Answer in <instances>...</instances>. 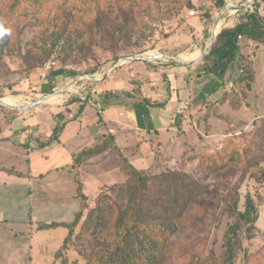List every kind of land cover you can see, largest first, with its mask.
Segmentation results:
<instances>
[{
    "label": "rangeland",
    "instance_id": "obj_1",
    "mask_svg": "<svg viewBox=\"0 0 264 264\" xmlns=\"http://www.w3.org/2000/svg\"><path fill=\"white\" fill-rule=\"evenodd\" d=\"M216 1L191 0L194 7L199 8L201 6L203 11L196 12L194 10V15L190 16L189 11L193 9L185 7L184 0H119L124 10L121 15L118 12L112 16L113 19L122 22L123 16L129 13L128 19L124 22V25H128L129 31H124L128 33L124 38L113 37V42L111 44L108 42L109 49L105 48L108 43L104 40H109L110 37H102L91 27L93 24L91 19L96 14L98 3L99 5L103 4V0L50 1L51 4L61 5L68 11L73 23L64 36L58 40L47 61L56 62L55 70H59L60 67L63 69L72 68L78 71L81 77L72 86V91L70 89L68 93L63 94V98L66 100L64 104L66 102L73 103L72 100L76 96L86 98V94L94 87L87 75L101 80L103 74L117 60H124L137 55L147 57L146 62L150 65L163 68L160 69L161 72L159 70V73L163 74L159 82L153 80L155 79L151 75L153 68L146 65L149 71L148 75L152 77L149 83L156 85V82H159L162 85L165 82L167 85L166 78H168L170 81L168 86L176 89V92H172L171 89L166 90L164 98H155L164 103L163 109L146 108L147 112L143 114V124L146 128H158L156 136L159 141L156 142L157 139L153 142L147 141L145 140L147 137H140L138 133H134L138 137L136 140L143 139L137 151H147L143 163L133 166L135 170L142 166L138 172L142 176L151 178L163 173L178 171L179 174L184 175V184L189 194L183 193L177 182L174 185L169 184L173 187L172 195H174L175 190L177 191L175 198L177 204L174 206L172 201L168 200V194L167 197L164 194V188L159 186L161 183L159 179L148 182L149 198L142 204L144 209L159 210L161 206H167L166 217L175 228L172 232H167L169 237L161 245L154 244L151 250L147 248L145 235L135 230L129 231L127 244L131 252L130 258L138 259L141 264H200L201 261L211 255L217 259L221 254V238L224 225L227 223L226 220H222L216 226L217 218L226 205L233 201L235 194L238 193V195L243 196L248 192L253 193L252 182L248 177L253 171V165L255 163L261 164L264 160V43H256L244 37L239 40L242 53L250 58L254 68L255 76L250 91L245 83L240 86L233 84V80L240 76L238 61L230 64L223 82H215L214 85L213 81H216L214 75L202 76L201 78L194 76L193 70H195L196 65L183 67L175 61L159 60L157 57L160 53L168 52L167 44L170 41L168 39L178 35L188 17L195 18L196 21L200 19L199 21L203 22L199 24L204 29L200 31L201 44L198 46L201 55H203L205 45L210 40V29L217 21L221 22L219 31L230 28L241 21L246 10H253V4L246 9L245 7H237L233 3H229L230 6L228 4V6L224 5L217 9L215 7ZM251 1L259 6V2L264 0ZM248 2L249 0H242L240 5H245ZM105 4L106 6L108 4V9H111L113 5L109 0H106ZM221 10L224 11L221 13ZM259 10L264 15V4ZM203 12L211 14L214 12L212 19H207ZM217 15L219 17L215 21ZM88 30L92 32V37L87 35ZM32 37L33 33L25 30L22 36H19L20 41L13 40V43L8 46L12 52L0 62V86H13L16 82L15 85L18 86V89L0 100L8 97L14 98L16 105H18L24 102L32 103L45 94L39 91L40 87L37 86L47 75V73L42 74L43 72H40V67L25 77L20 75L22 63L19 52L23 53L25 42ZM194 39L195 34L193 33V41H195ZM116 41L117 44H115ZM192 48L189 45L187 49L174 56L178 58L186 56L192 52ZM149 52L156 56H147ZM126 62L128 61H119L116 67L127 65ZM95 66L98 67L95 69ZM170 67L175 71L169 69ZM167 72L168 74H166ZM169 72L172 73L171 78ZM35 74L40 81L39 79L33 81L32 76ZM135 75H132L130 80L136 79L138 84L132 86L126 82V73L119 69L113 74L106 86H115L123 90L130 89L131 94L138 91L136 99H140L142 94H140L139 86L142 82L140 83L139 79L141 78ZM173 76L178 79L177 84L172 81ZM72 79L65 82L59 81L56 84V89L69 84ZM119 79L121 82H117ZM174 92L177 93V101H175ZM169 94L173 97L171 101L168 99ZM225 94H227L225 96L226 101L218 104L219 99H222L221 97ZM132 98L134 97L132 96ZM124 99L126 105L133 102V99ZM188 103L191 104V109L189 108V111L186 112L182 125L179 129L176 126L171 127L172 113L177 111L181 114L184 105ZM232 105L237 108L233 109ZM124 152L126 156H129L130 148L124 149ZM120 153L121 156H125L122 152ZM133 163L139 162L135 160ZM19 164H21L20 161H13L10 166L17 169ZM112 166L114 168L116 166L114 161ZM118 168L119 171H122V166ZM124 180L126 181L124 178L118 180V183L111 182L105 186L120 184ZM259 189L261 200L257 204L259 216L256 222L258 230L255 233L258 239L254 242L246 241L244 243L248 252L254 254L261 246V236L264 233V185ZM96 193L88 199L92 206ZM105 195L110 198L102 197L101 203L108 207L111 198L115 197V190L107 191ZM187 196H189L188 199ZM25 199L22 202L24 205H26ZM242 201L243 197H240V204ZM87 212L88 210L84 211V215ZM24 213L27 214V210L21 213L17 209V212L11 213L13 216L11 221L9 219L3 220V216L0 214V264H50L53 253L61 246L66 236L67 229L58 227L51 230H38L34 223L37 215L31 223L29 218L32 217H28ZM139 242L143 244L147 254L140 250ZM74 246L76 251L81 250L87 257H89L90 252L92 264H124L120 254L116 253L118 249H105L102 244L98 247L96 241L87 242L76 239ZM257 256L255 257L257 258ZM241 257L242 255L239 254L235 264H241ZM68 259L69 264H85L75 252H69ZM258 259H254L251 264H258Z\"/></svg>",
    "mask_w": 264,
    "mask_h": 264
},
{
    "label": "crops",
    "instance_id": "obj_2",
    "mask_svg": "<svg viewBox=\"0 0 264 264\" xmlns=\"http://www.w3.org/2000/svg\"><path fill=\"white\" fill-rule=\"evenodd\" d=\"M223 1L225 6H228L229 3L236 6L237 4L240 5L242 0ZM249 3L254 5L251 0L247 4ZM259 3L258 12L264 1ZM259 14L264 17L260 12ZM198 21L195 18L188 17L178 35L168 39L170 40L167 44L169 55H178L179 52L184 51L190 45V47H193L191 50L193 53L186 55L189 56L186 62H193L201 56L198 46L201 44L200 31L204 27L199 25L203 22ZM193 33L195 34V41H193ZM207 46L205 45V49ZM167 53H160V55ZM146 61L126 62L127 65L116 67L110 72L108 69L103 74V78L99 80V83L90 79L94 87L86 94V98L76 96L71 104L67 102V104H64L66 100H64L63 94L68 93L70 89L72 91V86L81 79L80 74H75L78 71L72 68L65 69L64 76L67 77L64 79L53 75L58 78V82H65L73 78L69 84L63 87L56 89L55 86L54 89L47 90L45 87L46 75L44 80L37 84L40 87L39 91L45 93L40 99L53 93L50 97H57L55 103L47 102L50 98L48 97L37 107L18 110L15 108L30 103L24 102L22 105H16L15 99L11 98L13 105L4 103L5 106L0 105V214L3 216V220H12L11 213L17 212L18 209V212L21 213L27 210V214H24L32 217L29 218L31 223L37 215L36 221H34L36 228L41 224L70 222L80 207L77 187L73 182L75 174L82 186V193L88 200L100 187L111 182L118 183V180L124 178L127 180L131 169L135 170L133 165L143 163L142 161L146 159L145 153L147 150L137 151L143 139L136 140L138 137L134 133H138L140 137H147L145 140L153 142L157 139L158 128H146L143 124V114L147 110L142 98L151 102H160L155 98H164L166 90L171 89L172 92H176V89L168 86L170 82L168 78H166L167 86L165 82L162 85L159 83L161 77H163L159 70L163 68L150 65ZM146 65L153 68V74H151L155 77L153 80L159 81L156 82V85L149 83L152 77L148 75L149 71ZM195 65L181 64L183 67ZM175 68L177 69V67ZM119 69L126 73V82L132 86L138 84L136 79L130 80L132 75L136 74V77L141 78L139 79L140 83L142 82L140 88L137 87V89H140V94H142L140 99H136L138 91L127 97L101 96L103 92H130V89L123 90L115 86H106L113 74ZM166 70L168 69L166 68ZM172 70L175 71V69ZM177 71L180 72L179 69ZM40 72L43 71L40 69ZM54 72H56L55 68L42 74L47 73L50 75L51 73L52 77ZM36 76V74L32 76L33 81L39 79ZM169 76L172 77L171 72H169ZM172 79L174 84H177L178 79H176V76H173ZM117 82H121V80L119 79ZM152 84L154 85L152 86ZM145 87H147V90H145ZM61 88L62 91L56 92ZM17 89V85L11 86L10 90L0 86V99L13 94ZM9 91L11 93L7 94ZM124 98L133 99V102L126 105ZM172 98V95L169 94L168 99L171 101ZM175 99L177 101V93ZM151 136L153 139H151ZM158 141L157 139L156 142ZM43 144L47 145L43 146ZM126 148H130L129 156L125 155L124 149ZM120 152L125 156H121ZM135 160L139 163H133ZM13 161H20L19 168L16 169L14 166H10ZM113 161L116 163L115 168L112 166ZM103 165L107 167L104 168ZM120 166H122V171L118 170ZM139 168L136 170L140 171ZM23 199H25L26 205L22 204Z\"/></svg>",
    "mask_w": 264,
    "mask_h": 264
},
{
    "label": "trees",
    "instance_id": "obj_3",
    "mask_svg": "<svg viewBox=\"0 0 264 264\" xmlns=\"http://www.w3.org/2000/svg\"><path fill=\"white\" fill-rule=\"evenodd\" d=\"M50 1L51 0H0V62L12 52L9 50L8 46L13 43V40L17 42L20 41L19 36H22L25 30L33 33V37L25 42L23 53L18 51L22 63L20 71L22 77L42 67L52 55L58 40L62 38L67 32V29L72 26L73 20L71 19L70 13L61 5L51 4ZM103 1V4L99 5L98 3L97 11H95L96 14L93 19H91L93 23L91 27L102 35V37H110L109 40L104 41L111 44L113 42V37L119 39L128 35L127 32H124L129 31L128 25H124V22L128 19L129 13L123 16L124 19L122 22H119L113 19L112 16L114 13L118 12L121 15V12L124 10L119 0H109V2L113 4L111 9L107 8L108 4L107 6L105 4L106 0ZM184 1L185 7L193 9L192 11H203L201 6L199 8L194 7L191 0ZM215 5L217 9L222 8L224 6V1L217 0ZM214 12L212 14L207 12L203 13L207 19L211 20ZM73 27H75L74 24ZM113 28H115L114 31ZM91 34L92 32L88 30L87 35L91 36ZM238 37H240V39L244 37L256 43H264V17L259 14L256 4L253 5L252 11H245L240 22L233 27L220 30L208 54L195 66L196 68L193 70L195 73L194 76L201 78L202 76L209 77L214 75L216 81L214 80L213 84L215 85V82H223L230 64L238 61L240 76L238 79L233 80V84L240 86L245 83L247 89L250 91L255 73L250 58L241 51V46L239 44L240 39H238ZM109 43L105 48H110ZM115 44H117V41ZM65 58H67V56H65ZM97 67L98 66H95V69ZM64 73L65 69L60 67L59 70L52 73V77L51 73L50 75L47 74L45 76V87L47 90L50 91L55 88L58 82L56 76H60V79L67 77L64 76ZM75 74L80 73L78 72ZM42 80H44V78ZM15 84L17 83L15 82L14 85ZM2 86L5 87V85ZM11 86L12 85H7L5 88L10 89ZM130 95L131 92L128 91L101 93V96L106 97H127ZM225 96H227V94L223 95L221 97L222 99H219L218 104L226 101L227 98L225 99ZM142 101L147 109L151 107L163 109L164 106V103L151 102L145 98H142ZM189 108L191 109L190 103L184 105L181 114L177 111L172 113L171 127L176 126L179 129ZM232 108L236 109L237 107L232 105ZM48 142L47 144L49 145L50 142ZM47 144H43V146ZM261 164L255 163L253 165V171L248 177L252 182L251 187L253 193L251 194L248 192L243 196L238 195V193L235 194L233 201L226 205L219 214V218H217L218 222L216 226L222 220H226L227 222L224 225L221 238L222 250L220 256L216 259L211 255L201 261L200 264H235L239 254L242 255L241 264H251V262L257 258H259L258 264H264V233H262L261 246L256 250V254L248 252L244 244L246 241L254 242L258 239L255 235L256 230H258L256 222L259 216L257 204L261 200L259 187L264 185V160ZM158 179L161 181L159 186L164 188V194L166 197L168 194V200L170 202L172 201L174 206L177 204L175 199L177 191L175 190L174 195H172L173 187L169 184L174 185L177 182L182 192L189 194L184 184V175L179 174L178 171L163 173L151 178L149 176H142L137 170L131 169L128 179L123 183L99 188L93 199L92 206L84 197L82 186L75 174L73 182L77 187V197L80 200V207L74 214L73 219L67 223H48L41 224L37 227L38 230H51L58 227L67 229L66 236L61 246L53 253L52 262L50 264H69V252H75L76 255L81 257L85 264H92V260H90L92 254L90 252L89 257H87L81 250H75L74 243L76 239L86 240L87 242L96 241L98 247L102 244L105 249H118L116 253L118 252L120 254L124 264H141L138 259L130 258L131 252L127 244L129 231L135 230L145 235L147 239L146 244H148L147 248L151 250L154 244L161 245L163 241L169 237L167 232H172L175 228L168 217H166L167 206H161L159 210H151L148 208L144 209L142 205L149 198L148 182ZM113 189L115 190V197L111 198L108 207L104 206L101 203V198L107 196L105 195L106 192L112 191ZM240 197H243L241 204ZM186 198L188 199L189 196ZM86 210H88V212L84 215V211ZM138 247L145 252V254L148 253L146 249L143 248L142 243L139 242ZM256 255H258L257 258L255 257ZM261 260L263 261L260 263Z\"/></svg>",
    "mask_w": 264,
    "mask_h": 264
},
{
    "label": "water",
    "instance_id": "obj_4",
    "mask_svg": "<svg viewBox=\"0 0 264 264\" xmlns=\"http://www.w3.org/2000/svg\"><path fill=\"white\" fill-rule=\"evenodd\" d=\"M252 3V2H251ZM251 3H249V4H246V5H239V4H237L236 6L237 7H245V8H247V7H250L251 6ZM224 11V10H223ZM222 10H221V13L223 12ZM220 13V14H221ZM218 15H217V17H216V19H215V21L218 19ZM213 27H211V29H210V40H209V44H208V46H207V48L204 50V52H203V55H201L197 60H195V61H193V62H184V61H182L180 58H178V57H176V56H167V55H158L157 57H158V59H168V60H171V61H175V62H177V63H180V64H183V65H195V64H197V63H199L207 54H208V52H209V50H210V48H211V46H212V44H213V42H214V40H215V37L217 36V34L219 33V31L216 33V34H213ZM156 57V58H157ZM148 58L147 57H144V56H140V55H137V56H132V57H128V58H125L124 60H126V61H128V62H131V61H145V60H147ZM123 59H119V60H117L110 68H109V72L110 71H112L113 70V68L114 67H116L117 65V63L119 62V61H124ZM108 72V73H109ZM87 77L89 78V79H92L93 81H96V82H99V80H97V79H94L91 75H87ZM63 89L61 88V89H58L56 92H60V91H62ZM53 93H50V94H48V95H46L45 97H43V98H41L40 100H38V101H34L33 103H31V104H28V105H26V106H23V107H19V108H15V109H18V110H24V109H29V108H33V107H37V106H39L46 98H48V97H50V95H52ZM0 105L1 106H5L3 103H2V101L0 100Z\"/></svg>",
    "mask_w": 264,
    "mask_h": 264
},
{
    "label": "bare ground",
    "instance_id": "obj_5",
    "mask_svg": "<svg viewBox=\"0 0 264 264\" xmlns=\"http://www.w3.org/2000/svg\"><path fill=\"white\" fill-rule=\"evenodd\" d=\"M226 25V24H225ZM220 27H221V22L219 21H217V23L216 24H214V26H213V34H216L218 31H219V29H220ZM209 44V43H208ZM207 44V45H208ZM193 53V52H192ZM189 55V54H188ZM147 56H149V57H155L156 55H154L152 52H149V53H147ZM181 56V55H180ZM193 56V55H192ZM191 57V56H190ZM197 57V56H196ZM189 58V56L188 57H186V56H182L180 59L182 60V61H185L186 59H188ZM192 61V60H191ZM59 97V96H58ZM15 98H17V97H15ZM19 99V98H18ZM18 99H16V100H18ZM58 99H60V98H58ZM38 100H40V98L39 99H37V100H35V101H38ZM55 101H57V97H54V96H52V97H50L48 100H47V102H54L55 103ZM2 103H4V104H8V105H13V100L11 99V98H4L3 100H2ZM53 103V104H54ZM21 104V103H20ZM31 104V103H30ZM22 105V104H21Z\"/></svg>",
    "mask_w": 264,
    "mask_h": 264
},
{
    "label": "built area",
    "instance_id": "obj_6",
    "mask_svg": "<svg viewBox=\"0 0 264 264\" xmlns=\"http://www.w3.org/2000/svg\"><path fill=\"white\" fill-rule=\"evenodd\" d=\"M194 13L195 12L192 10L189 11L190 16H193ZM238 39H240V37H238ZM55 67H56V62L53 60H49V61L45 62L40 69L43 72H49V71L53 70Z\"/></svg>",
    "mask_w": 264,
    "mask_h": 264
}]
</instances>
